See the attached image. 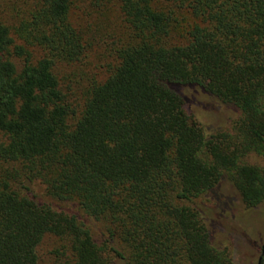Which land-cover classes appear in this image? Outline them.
<instances>
[{"label": "trees", "instance_id": "1", "mask_svg": "<svg viewBox=\"0 0 264 264\" xmlns=\"http://www.w3.org/2000/svg\"><path fill=\"white\" fill-rule=\"evenodd\" d=\"M84 65L66 84L60 68ZM184 88L239 117L208 132ZM251 154L264 156V0H0V264H44L46 237L61 242L46 264H232L205 208L227 182L264 209Z\"/></svg>", "mask_w": 264, "mask_h": 264}, {"label": "rangeland", "instance_id": "2", "mask_svg": "<svg viewBox=\"0 0 264 264\" xmlns=\"http://www.w3.org/2000/svg\"><path fill=\"white\" fill-rule=\"evenodd\" d=\"M93 58V55L90 56ZM13 61L19 66L20 63L13 58ZM80 71L85 72L84 75ZM60 75L68 85H75V82H84L87 77L92 75V70L88 66L61 67ZM182 93L186 96L188 112L193 114L196 119L201 122L205 129L211 130H229L232 124L239 117V111L230 105H224L201 93L199 90H191L184 88ZM245 161L249 164L258 165L264 168V156L256 154L249 155ZM31 190L37 197L45 202H50L44 194V188L40 184L34 182L29 185ZM210 202L206 204L205 213L206 221L209 225L211 233V241L217 247H230L233 257L232 264H257L258 258L262 254V246H264V209L259 206L252 209H246L237 192L227 182H222ZM53 202V201H52ZM55 203L66 211L75 212L76 207L71 203ZM220 207L226 211V216L218 218L216 216V207ZM205 206V205H204ZM214 206L213 215L223 226L219 228L218 222H213L207 218L210 215V207ZM93 232L96 240H99L100 232L104 227L92 220H84ZM61 242L53 237L44 238L38 249L40 262L46 264L50 260V252L57 248ZM264 257V253L262 258ZM114 264H120L116 260Z\"/></svg>", "mask_w": 264, "mask_h": 264}, {"label": "water", "instance_id": "3", "mask_svg": "<svg viewBox=\"0 0 264 264\" xmlns=\"http://www.w3.org/2000/svg\"><path fill=\"white\" fill-rule=\"evenodd\" d=\"M263 253H264V246H263V248H262V254H261V256L258 258L257 264H261V258H262Z\"/></svg>", "mask_w": 264, "mask_h": 264}, {"label": "flooded vegetation", "instance_id": "4", "mask_svg": "<svg viewBox=\"0 0 264 264\" xmlns=\"http://www.w3.org/2000/svg\"><path fill=\"white\" fill-rule=\"evenodd\" d=\"M262 248H263V246H262Z\"/></svg>", "mask_w": 264, "mask_h": 264}]
</instances>
